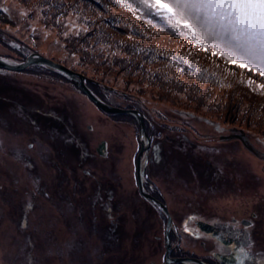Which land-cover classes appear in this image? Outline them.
Here are the masks:
<instances>
[{"label":"rangeland","instance_id":"1","mask_svg":"<svg viewBox=\"0 0 264 264\" xmlns=\"http://www.w3.org/2000/svg\"><path fill=\"white\" fill-rule=\"evenodd\" d=\"M31 53L142 114L160 155L147 177L189 223L171 230L172 255L220 264L189 211L246 204L260 215L252 253L264 264V90L241 82L264 78L115 0H0V58ZM140 140L134 114L99 109L60 71L0 68V264H164L165 217L136 190Z\"/></svg>","mask_w":264,"mask_h":264},{"label":"snow or ice","instance_id":"2","mask_svg":"<svg viewBox=\"0 0 264 264\" xmlns=\"http://www.w3.org/2000/svg\"><path fill=\"white\" fill-rule=\"evenodd\" d=\"M115 2L133 15L138 8L147 9L149 15L159 17L172 32L205 52L211 50L227 64L264 78V0H133L136 7L126 0ZM241 82L253 91L264 90V84H256L251 77ZM232 255L238 264L255 258L246 247Z\"/></svg>","mask_w":264,"mask_h":264},{"label":"flooded vegetation","instance_id":"3","mask_svg":"<svg viewBox=\"0 0 264 264\" xmlns=\"http://www.w3.org/2000/svg\"><path fill=\"white\" fill-rule=\"evenodd\" d=\"M158 147L159 146H149V148L146 150V153H144V151H142L140 153V163L139 164H140V169L142 171V186L151 196H153L155 199H157L161 203H164L167 206L166 194L163 193V190L161 189V187L156 182H154L153 180L150 181L149 178L147 177L151 173V168H152V170L154 169L153 164L158 163V161L160 160ZM139 151H140V147H139V150H138V152L136 154V158H135L134 176H135V180H136V190L139 194H141L139 191V184H138V179H137V168H138L137 155H138ZM149 155H153V157L149 158ZM231 193H234V191L230 192L229 195ZM236 194H238V193H236ZM144 199H145L144 201L147 203V205L150 206V208H151V206L154 207V209H157L160 212L159 214H161L163 212L161 209H158L156 207V204L147 200L146 198H144ZM256 206H255V208L257 209ZM229 207L230 208H228L227 211H221V210H215L214 211L212 208H210V209H207L205 211L206 214L204 212L201 214V213H199V211L197 213H194V211H193V213H191L189 211L191 216L195 215V217H194L195 219L193 220V224L201 233H203L202 236L211 240L214 243V245L219 248V249H215L214 251H212V256L215 258L216 253L227 255V256L230 255L229 256L230 258L228 260H226V262H222V261L218 260L217 258H215V260L220 264H238L237 260L234 259L233 255H232V253L234 251L232 250L231 247L224 245L223 243L216 240L214 237H211V236L207 235L206 233L202 232L196 224L197 221H203V222H206V223L214 226L219 231H221V233L225 237L230 238L232 240V242L237 244L238 248L239 247H246L251 252L257 246V245H254V243L258 241L259 236H260V233L257 229V225L260 221V215H259V213H257V211L255 209H251V210L247 211L246 204L245 205L241 204L240 207H239V205H237V206H235L236 208L234 206H229ZM231 207L233 209H231ZM162 215L165 217V221H164V236H165V231H166V227L168 224V220H167V216L164 212L162 213ZM169 215L171 218V222H170V226H169V234H168L169 240H170V232H171V230L174 229L175 226H179V227L183 226V228H187V225L189 223L187 221L186 222H181V221L177 222L176 221L177 220V214L176 213H173V215H172L171 212L169 211ZM184 223H186V224H184ZM164 244H165V251H166L165 237H164ZM170 244H171V240H170ZM201 246L204 249H208L207 242H205V241L201 242ZM172 250H173V246L171 244L170 256L171 257H178L177 255L171 254ZM252 254L255 257V254L254 253H252ZM181 257L200 259V260H202L208 264H214V263L208 262V261H206V260H204V259H202L196 255H194V256L185 255V256H181ZM164 262H165V256H164ZM255 263H256V258H254L252 260H243V261L239 262V264H255Z\"/></svg>","mask_w":264,"mask_h":264},{"label":"water","instance_id":"4","mask_svg":"<svg viewBox=\"0 0 264 264\" xmlns=\"http://www.w3.org/2000/svg\"><path fill=\"white\" fill-rule=\"evenodd\" d=\"M33 64L45 65L51 69H55V70L60 71L65 77H67L70 81H72L75 85H77L93 101V103L99 109H101L105 112L118 113V114L119 113H132L136 116V118L138 120V125H139V130H140V139H141L140 140L141 141L140 151L137 155V164H138L137 179H138V184H139V191L144 198H146L147 200L156 204V206L159 207L166 214L167 220H168V224H167L166 231H165V242H166L165 257H166V261L164 264H168V262H170V261L181 262L183 264H190V263L185 262V261H190V260L193 262L191 264H208V263H206L200 259H195V258H188V257H184V258L176 257L173 259L170 258L171 244H170L168 234H169V226H170L171 218H170L169 212H167V208L165 205H163L160 201H158L153 196H151L142 186V171L140 169V164H139L140 163V153L144 150H147V148L149 147V143H150V139H149V137H148V135L144 129V122H143L142 114L135 109H125V108L113 106V105H110L106 102H103L97 96H95L89 90V88H87L85 86L84 81H83L84 77L81 74L74 72L73 70H71L67 66L63 65L62 63L56 62V61H54V60H52V59H50V58H48L42 54L31 53L22 62H10V61H6V60H3L2 58H0V68H6V69H10V70L26 69L27 67H29L30 65H33ZM233 136H226V137L230 138ZM236 136L240 137L243 141H245L243 135H241V136L236 135ZM105 145H106V143L103 142L97 148V151L99 152V154H101V155L106 154V146ZM246 145H247V143H246ZM247 146H249V145H247ZM196 224L202 232L206 233L207 235H209L211 237H214L216 240L223 243L224 245L231 247L233 251L238 249L237 244L232 242V240L230 238L225 237L221 233V231H219L214 226H212L206 222H203V221H197ZM229 256L223 255V254H217V253L215 254V257L218 258L219 260H221L222 262H226V260H228L230 258Z\"/></svg>","mask_w":264,"mask_h":264},{"label":"bare ground","instance_id":"5","mask_svg":"<svg viewBox=\"0 0 264 264\" xmlns=\"http://www.w3.org/2000/svg\"><path fill=\"white\" fill-rule=\"evenodd\" d=\"M49 58V57H48ZM51 59V58H50ZM53 60V59H52ZM55 61V60H54ZM57 62V61H56ZM60 63V62H59ZM64 65V64H63ZM170 258L171 259H173V258H176V257H171L170 256ZM165 261H166V257H165ZM165 263V262H164ZM169 264H180V262H173V261H170V262H168Z\"/></svg>","mask_w":264,"mask_h":264},{"label":"trees","instance_id":"6","mask_svg":"<svg viewBox=\"0 0 264 264\" xmlns=\"http://www.w3.org/2000/svg\"><path fill=\"white\" fill-rule=\"evenodd\" d=\"M249 89H250V92H251L252 94H254L255 96H259V95H258V91H252L250 87H249Z\"/></svg>","mask_w":264,"mask_h":264}]
</instances>
